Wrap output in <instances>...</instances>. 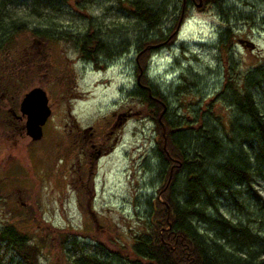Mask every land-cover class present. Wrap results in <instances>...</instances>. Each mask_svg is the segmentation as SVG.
Listing matches in <instances>:
<instances>
[{"label":"rangeland","instance_id":"rangeland-1","mask_svg":"<svg viewBox=\"0 0 264 264\" xmlns=\"http://www.w3.org/2000/svg\"><path fill=\"white\" fill-rule=\"evenodd\" d=\"M30 1L10 0L6 7L16 18L28 19L31 22H26L29 27L34 23L41 26L40 23L50 20L54 21L52 26L57 29L63 27L73 37L79 36V33L83 35L90 25L92 32L95 28L97 32L99 29L96 36L110 49L123 43V56L141 35L151 32L165 35L172 19L179 14L180 4V0H49V5L55 9L52 16L34 18L27 14L31 8ZM129 1L132 4L140 1L164 14L160 24L154 30L145 29L130 13ZM226 1L220 7L205 3L200 9L194 2L191 3L186 14H182L177 22L172 42L153 46L147 57L149 81L166 96L170 114L187 118L199 105L200 120L207 121L209 126L215 123L212 121H219L216 132L222 143L217 145L213 160L209 158L202 162L206 172L212 176L220 175L216 165L225 157L235 164L234 157L239 156V145L221 134L229 131V121L235 115L233 108L222 99L226 97L223 79L228 76L243 87V76L247 70L264 68V0ZM225 26L233 34L234 43L228 48L220 42ZM28 32L18 33L14 48L21 49L24 41L32 38ZM245 39L253 44L252 48L243 44ZM58 40H41L46 56L38 62L44 65L42 72L47 64H52L49 68L53 72L52 77L56 75L59 79L61 67L68 74L67 84L63 83L65 88H69L65 99L57 100L56 94L59 96L61 93L58 85L50 93V101L53 102L50 121L55 125H48V129L54 128L53 131L44 132L43 138L29 144L27 152V137L0 132V227L11 224L28 235L32 242H39L40 264H69L68 257L55 241L58 232L64 231L77 236L75 238L81 242L84 240L94 247L102 246L107 254L117 256L122 252L123 256H129L135 236L146 233L148 200L160 179V159L155 149L157 130L148 118L147 108L139 103L135 93H130V89L135 87V73L130 74L129 71L132 62L128 64L123 56L122 59L112 57L111 60L101 61L103 66L93 67L89 63L83 64L76 55V49L71 46L72 43L75 47L74 42L79 39L69 37V40ZM11 57L8 56L7 60ZM31 73L34 72L30 69ZM19 81L22 85L11 90L15 99L36 83L34 78L30 80L32 83ZM46 87L43 86L44 89ZM250 91L257 107L264 112V82ZM67 105L79 127L103 122L104 117L109 118V112L114 109L125 106L137 108L135 117H129L122 125V141L114 152H106L98 159L95 174L84 186L78 185L79 188L73 184L78 173L74 167L71 168L75 164V150H66L65 130L68 127L62 125ZM196 126L191 125L190 130L184 133H188L186 141L190 146H193L194 136L191 133L194 134ZM252 144L256 147L255 143ZM252 147L244 145L246 150ZM258 164L260 173L254 174L252 187L242 184L233 186L231 192L222 189L223 194L214 203L224 217L232 222H245L252 232L261 234L264 221L261 220L258 203L264 200V160L260 158ZM85 174H81L82 180L87 178ZM203 208L207 213L216 212L213 205ZM194 224L199 233L204 232L207 238H213L214 233L209 231L208 224L198 219ZM219 242L222 243V239ZM245 242L244 247L248 241ZM17 260L12 249L0 246V264H20Z\"/></svg>","mask_w":264,"mask_h":264},{"label":"trees","instance_id":"trees-1","mask_svg":"<svg viewBox=\"0 0 264 264\" xmlns=\"http://www.w3.org/2000/svg\"><path fill=\"white\" fill-rule=\"evenodd\" d=\"M200 1L202 2L200 6L213 3L218 7L227 2L226 0ZM9 2L10 0H0V68L2 67L0 75H5V78L0 80V87L8 91L22 85L19 81L21 64L7 60L10 56L8 51L14 50V41L18 33L29 31L30 36L45 41L77 38L79 40L76 44L80 45L78 48L84 52L85 41L99 39L95 34L96 28L92 32L90 25L83 35L79 33L77 37H73L63 27L57 29L56 26H52L54 21L50 22V20L40 23L41 26H35L34 23L29 27L26 24L29 22L28 19H18L8 11L6 4ZM194 2L195 5L199 3L198 0ZM179 3V14L172 19V25L167 28L165 35L158 36L152 32L141 35L130 48L131 51L134 48L137 51V65H135L139 78L138 85L134 89L135 97L144 108H147L148 118L157 130L155 149H157L161 169L159 183L148 200L146 233L135 236L131 255L123 256L121 252L120 256H114L107 254L108 252L105 249L104 251L102 246L94 247L84 240L81 242L79 238H75L77 236L67 234L65 231L58 232V238L55 241L63 254L68 257L69 264H121L122 261L124 264H264V230L258 234L255 231L252 232L245 222H232L218 212L214 203L215 199L223 194L222 189L231 192L233 186L242 184L248 188L252 187L254 174L260 173L257 166L260 158L264 160V112L260 111L259 106L257 107L250 89L264 82V68L256 67L250 71L247 70L243 76V87H239V84L228 76L223 79L222 87L226 88V97L222 99L233 108L235 115L229 121V131L225 130L224 134H221L227 140L231 138L239 145V156L234 157L235 164L225 157L216 165L220 175L212 176L206 172L202 162L209 158L213 160L217 145L222 143L221 137L216 132L220 126L219 121L214 120L213 126H209L207 121L200 120L199 105L193 108V113L187 118L170 114L166 96L149 81L150 77L147 75L148 53H151L153 46H160L163 42L168 45L172 42L177 22L182 14H186L188 6L193 1L180 0ZM128 4L129 11L136 22L144 25L145 29L154 30L160 24L161 15L164 14L153 9L152 6L143 5L140 1L133 4L129 1ZM30 5V11H27V14L34 18H50L55 10L49 5V0H31ZM221 32H223L220 37L221 45L228 48L234 43L232 31L225 26ZM29 71L30 68H27L26 76ZM13 73L15 75H12ZM144 85L150 88L147 90L146 87H142ZM236 117L237 120H235ZM191 125H197L194 134L192 131L189 132V134L192 132L194 136L193 146L186 141L188 133L184 135L187 130H190ZM252 143H255L256 147H252ZM244 145H249L252 149L246 150ZM179 178L182 181L180 183H178ZM180 185L181 187H178ZM253 195L259 199L255 192ZM258 204L261 209V220L264 221V200ZM212 205L216 212L212 214L205 212L203 206ZM197 219L201 223L208 224L209 231L214 233L213 238H207L204 232L199 233L196 230L194 223ZM219 239L223 242L220 243ZM245 240L248 241L247 247L243 246L246 243ZM0 243L3 248L12 249V253L20 264H40L39 242H32L28 235L18 231L13 225L6 223L0 227ZM90 245H92L91 248Z\"/></svg>","mask_w":264,"mask_h":264},{"label":"flooded vegetation","instance_id":"flooded-vegetation-1","mask_svg":"<svg viewBox=\"0 0 264 264\" xmlns=\"http://www.w3.org/2000/svg\"><path fill=\"white\" fill-rule=\"evenodd\" d=\"M194 2V0H192ZM195 3V2H194ZM99 37V36H98ZM60 39V38H59ZM25 40V39H24ZM61 40V39H60ZM69 40V39H68ZM52 41L58 42V39H53ZM63 42V40L61 41ZM74 42V41H73ZM77 42V41H76ZM76 42H74L76 44ZM83 43V42H82ZM84 49L85 52L78 48L80 45H74L71 43V46L75 48L76 50V55L78 59H80L83 64L89 63L92 64L93 67H101L104 65L103 62L105 59H117L120 57L122 59L124 51L122 50V43L121 44H116L114 45L113 48L107 47L102 41L95 40V39H90L89 41H85L84 43ZM104 44V45H103ZM126 49V48H125ZM135 49V50H134ZM132 51L129 50V52H126L124 59L127 60L128 64L132 62L131 64V69H129L130 74L135 73V86L138 85V73L136 72V58H137V51L136 48H134ZM45 49H44V42L40 40V38H35L32 37L31 39L29 38L28 40H25L23 43L22 48H14L9 55L12 56L9 59V62L12 63H19L21 64V71H20V77L22 80L28 81L32 83L30 80L31 78H34V83L33 86H41L42 89L44 90L45 95L47 97V105L49 108V115L43 122L41 126V138H43V133L47 132H52L53 129L50 128L48 125H55L51 123V115H52V103L50 101L51 98V91L53 92V89L58 85L59 91V96L56 94L57 100H64L65 95H67V92H69V88H65L63 86V83L67 81L68 74L66 73L65 69L61 67V74L58 79L56 75L53 77L51 76V73H53L51 70L49 71V68L52 66L51 63L49 65L47 64V68L44 69V71H41V68L44 67V65H39L38 62L41 61L40 59H43L45 57ZM113 57V58H112ZM6 61V60H5ZM42 62V61H41ZM3 64L4 61H2ZM1 64V63H0ZM13 66V65H12ZM38 67V68H37ZM2 68V67H1ZM0 68V70H1ZM27 68H30L32 72L29 74V77H26V71ZM64 72V73H63ZM66 73V74H65ZM34 74L38 75L34 77ZM5 78V75H0V80H3ZM68 82V81H67ZM66 82V84H67ZM27 83V82H26ZM47 86L46 89L43 88V86ZM30 86V87H31ZM29 87V88H30ZM146 87L148 90L150 87L148 86H142ZM28 88V89H29ZM133 87L132 89H134ZM26 89L25 91H27ZM130 89V93L134 94V91ZM13 91V90H12ZM11 90L4 89L3 87H0V110L2 115L0 116V132H10L12 135H19V138L22 137H27L29 141L27 142L26 145V150L29 147V144H31L33 141H39L41 138L37 140H31L25 133V118L26 114L20 113L18 109L19 105V100L21 96L24 94L20 93H15L18 94L19 97L15 99L14 93ZM79 92H77V95ZM13 98L14 100H12ZM68 100V99H67ZM69 105V104H68ZM67 105V106H68ZM65 113V120L63 121V124L65 127H68L65 130V134L67 136V151L70 150H75V164L71 165V168L74 167V171L78 173V178L75 179V183L78 187L84 186L86 182L90 180V178L95 174V165L98 159L104 155L106 152H114L116 146L118 143H120L122 140L121 132L122 125L125 123L126 120H128L129 117L133 116L135 117L137 108L134 107L132 109L131 106L124 107L122 109H114L109 112V118L104 117L103 122H100L96 125L94 124H88L79 127L78 124L76 123L75 117L71 116L70 112V107L68 106L66 109ZM50 122V123H47ZM48 126V127H47ZM117 127V128H116ZM24 135V136H23ZM85 172V176L87 177L85 180H82L80 177L82 176L81 174ZM78 183V184H77ZM86 186V185H85ZM75 187V188H76ZM78 187V188H79Z\"/></svg>","mask_w":264,"mask_h":264},{"label":"water","instance_id":"water-1","mask_svg":"<svg viewBox=\"0 0 264 264\" xmlns=\"http://www.w3.org/2000/svg\"><path fill=\"white\" fill-rule=\"evenodd\" d=\"M198 2L199 3L196 4L197 7L200 6V3H202L200 0H198ZM242 42L249 48L253 47V44L250 41H246V39ZM45 93L46 92H44L41 86H31L24 92L19 100L18 109L20 113L22 112V114H26V125H24L25 133L31 140L41 138V126L50 114Z\"/></svg>","mask_w":264,"mask_h":264}]
</instances>
